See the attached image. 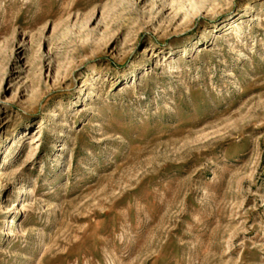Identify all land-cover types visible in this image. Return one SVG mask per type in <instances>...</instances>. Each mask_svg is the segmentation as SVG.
Instances as JSON below:
<instances>
[{
	"label": "rangeland",
	"instance_id": "1",
	"mask_svg": "<svg viewBox=\"0 0 264 264\" xmlns=\"http://www.w3.org/2000/svg\"><path fill=\"white\" fill-rule=\"evenodd\" d=\"M0 264H264V0H0Z\"/></svg>",
	"mask_w": 264,
	"mask_h": 264
}]
</instances>
